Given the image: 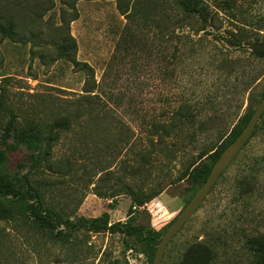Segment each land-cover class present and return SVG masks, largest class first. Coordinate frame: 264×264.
I'll use <instances>...</instances> for the list:
<instances>
[{
	"label": "rangeland",
	"instance_id": "rangeland-1",
	"mask_svg": "<svg viewBox=\"0 0 264 264\" xmlns=\"http://www.w3.org/2000/svg\"><path fill=\"white\" fill-rule=\"evenodd\" d=\"M204 1L217 15L197 31L196 19H183L175 0H0V23L12 25L11 38L0 33L4 170L25 176L57 208L87 218L107 212L110 222L125 221L130 210L134 224L163 235L199 187L178 176L209 145L220 150L247 111L248 96L255 108L264 94V58L244 44L254 32L264 34V0ZM231 35L242 45H228ZM68 36L75 51L57 58ZM83 97L99 108L89 113L87 104L69 129L53 131L50 156L31 164L14 135L29 121L46 127L71 116ZM179 112L191 114V122L167 133ZM12 117L16 128L7 136ZM212 152L201 163L210 164ZM138 155L145 156L144 167ZM137 185L143 193L163 189L139 207L125 193ZM40 235L19 221H0V264L61 258L58 246L42 253ZM251 238L264 241V112L160 264H180L193 246L211 247L212 264H255ZM89 241L81 264L152 263L151 251L132 241L125 252L120 236Z\"/></svg>",
	"mask_w": 264,
	"mask_h": 264
},
{
	"label": "trees",
	"instance_id": "trees-1",
	"mask_svg": "<svg viewBox=\"0 0 264 264\" xmlns=\"http://www.w3.org/2000/svg\"><path fill=\"white\" fill-rule=\"evenodd\" d=\"M175 6L186 15L185 18H183L186 21L187 19H196L199 27H197V31H204L207 26H212V21L217 15L216 11L211 9L209 4L204 0H175ZM176 24H179V20ZM0 33L2 37L11 38L12 25L8 24V28H6L0 23ZM225 41L232 47H239L242 45L241 39L234 35L225 38ZM244 44H246V48L250 55L258 59L264 58V34L254 32L252 34V41L249 42L245 40ZM73 51H75V42L68 36L67 38L65 37L57 47L56 56L57 58L69 59ZM73 62L75 65L78 64L76 61ZM82 66L83 68L87 67L85 64ZM257 80H259V77L255 79V81ZM3 92L4 90L0 87V109L2 108L4 100ZM84 92L87 94L92 91L85 90ZM261 96H263V92ZM249 97L250 95L248 96L249 104L247 105V111L238 118V123L232 127L228 140L220 147V150H215L213 153L214 145L211 144L200 151L196 158L190 162L178 176L177 182L186 179L196 186L200 187L202 185L208 176L213 162L216 161L228 144L235 139L249 120L254 106L257 103L256 99L252 100V98ZM87 98L88 97H83L86 103L78 102L71 116L56 117L49 123V126L46 125V127H39L35 122L29 121L27 125L14 135L17 145L24 146L25 149L29 151L28 161L31 164H42V162L47 160L50 156L51 142L54 140L51 136L53 131H55V135H57L62 129H69L71 122L76 123L79 120L80 112L85 110L87 104L88 108L86 107V111L89 113L99 108L97 103L89 104ZM191 120V114L188 113L183 115L182 112H179L178 117L174 119L176 122L171 123L170 126L166 125L164 128L167 133H171L174 126L181 128L183 124L186 125L190 123ZM16 124L17 122L13 117L9 119L5 127L7 136H10L9 133L15 130ZM156 142L157 141H154V143ZM210 152L213 154L211 163H201V159ZM138 156L140 162L139 166L144 167L146 163L143 164L144 162L142 161H145V156ZM5 159L6 155L4 151L0 149V221H19L23 225H28L36 230L41 234L40 239L43 240V245L40 247L43 254H49L52 246H58L60 250L65 252L62 257L56 259L54 263L48 261V264H81L88 256L82 254L81 247L89 248V246H91L89 244L91 236L99 234L120 236L124 244L123 250L125 252L132 248L128 244V241H132L138 246L149 249L151 255H154L156 246L162 235L160 231L151 227H146L142 224H134L130 217L132 211L129 210V217L125 221L110 222L107 212L102 213L98 217L87 218L67 212L62 206L57 208L52 201L50 202V200L46 199L45 193L33 187L25 176L18 177L15 174L6 172L3 168ZM159 186L156 190L150 189L148 192L143 193V187L137 185L135 189L127 190L125 193L131 197L132 203L140 207L147 204L161 192L163 188ZM95 194L101 196L100 193ZM109 196L113 198L115 195L112 194ZM258 241L259 240L251 238L249 239V244L253 248L255 243L257 244L254 255L255 264H264V241ZM37 251L36 253H38ZM214 257L215 253L211 247L193 246L183 253L180 264H212Z\"/></svg>",
	"mask_w": 264,
	"mask_h": 264
},
{
	"label": "water",
	"instance_id": "water-1",
	"mask_svg": "<svg viewBox=\"0 0 264 264\" xmlns=\"http://www.w3.org/2000/svg\"><path fill=\"white\" fill-rule=\"evenodd\" d=\"M264 112V94L260 101L254 108L249 120L246 125L242 128L240 133L235 137V139L228 144V146L222 151L219 157L216 159L212 165L208 176L202 185L197 189L192 198L187 202V204L180 210V212L175 216V218L170 222L166 231L162 235L160 241L158 242L152 263L160 264L163 257L165 248L169 241L177 234V232L184 226L188 219L194 214V212L199 208V206L204 201L205 197L221 176V174L226 170V168L231 164L233 159L241 151L245 143L250 138L257 121Z\"/></svg>",
	"mask_w": 264,
	"mask_h": 264
}]
</instances>
